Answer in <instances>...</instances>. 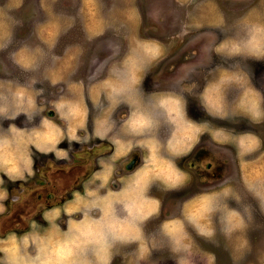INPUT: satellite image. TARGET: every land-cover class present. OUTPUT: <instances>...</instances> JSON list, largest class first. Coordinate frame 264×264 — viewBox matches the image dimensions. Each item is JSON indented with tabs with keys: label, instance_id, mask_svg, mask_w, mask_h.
Here are the masks:
<instances>
[{
	"label": "crops",
	"instance_id": "1",
	"mask_svg": "<svg viewBox=\"0 0 264 264\" xmlns=\"http://www.w3.org/2000/svg\"><path fill=\"white\" fill-rule=\"evenodd\" d=\"M22 1L6 0L0 6V42L12 24L10 10ZM200 17L207 24L215 22L213 16ZM245 20L252 26L249 36L234 51L261 61L264 0H249ZM42 21L45 35L60 31L64 25L54 23L51 17ZM132 34L130 48L124 54L110 63L104 60L101 75L90 73L84 80L76 77V56L83 54L76 53L77 48L73 50L70 44L54 48L49 56L58 60L51 67L60 77L57 73L51 79V85L56 87L52 107L47 108V103L42 106L43 99L35 103L27 97L13 99L9 93L12 90L2 88L8 92L0 93V100H8L0 102V216L10 209L9 191L3 180L21 181L33 175L38 170L35 152L49 154L52 163H57L71 156L70 144L86 133L106 140L109 147L99 151L95 169L84 176L82 187L69 191L65 200L45 207L39 218L29 220L26 229H9L0 235V264H213L217 256L196 246L187 230V223L191 225L194 220L199 233H213L209 213L218 216L228 250L248 246L237 235L244 233L247 215L229 207V200L236 170L243 169L245 182L256 194L249 192L259 198V207L264 211V147L261 134L252 125L264 120V70L224 69L222 74L217 71L210 80H202L198 93L203 109L220 118L243 115L251 123L238 130L222 125L207 128L187 113L181 87L172 82L162 87L153 80L143 81L160 50L155 48V39H151L153 43ZM150 45L152 48H146ZM82 52L92 54L90 49ZM41 53L39 49L23 52L25 57H41L39 63ZM126 54L136 55V63L132 68L135 71H129L130 80L124 82L116 76L124 77ZM168 62L167 66L173 64L170 58ZM187 64L183 60L180 63L181 75ZM0 80H4L0 86L14 88L18 84H12L11 79L6 80L7 84L5 79ZM21 113L28 116L18 117ZM32 119L34 122L29 123ZM204 139L222 150V155L204 152L200 147ZM196 149H201L202 160L197 161L200 169L209 171L224 163L230 167L229 173L217 174L202 186L196 180L200 188L180 198L179 211L185 204L198 202L196 213H169L155 221L157 230L147 231V221L162 210L161 197L151 191V186L180 189L186 185L189 172L179 159L187 161ZM162 248L169 254L160 256L158 249Z\"/></svg>",
	"mask_w": 264,
	"mask_h": 264
},
{
	"label": "rangeland",
	"instance_id": "2",
	"mask_svg": "<svg viewBox=\"0 0 264 264\" xmlns=\"http://www.w3.org/2000/svg\"><path fill=\"white\" fill-rule=\"evenodd\" d=\"M4 1L6 0H0V6ZM248 7L249 0H23L21 5L10 10L13 17L12 24L7 35L0 42L2 43L0 45V79H5V84H7L6 80L10 79L13 81L12 84H18L14 88L0 86V93L12 90L9 93L13 99L27 97L31 103L43 99L42 106L46 107L47 103L49 108L52 99L56 96V87L51 85V79L58 73V71L54 73L51 67L56 65L58 58L49 56L54 48L70 44L69 47H73V50L77 48L76 53L83 54L76 56L79 65L76 68V77L84 80L90 73L99 77L104 70V60L110 63L124 54L126 49L130 48L129 42L134 32L135 35L150 39L149 41L153 43L151 39H155V48L160 50L157 53L159 58L155 59L156 63L149 68L143 81L153 80L157 83L155 85L162 87L172 82L175 87H181L187 113L202 121L207 128L212 125H222L232 130L243 129L244 125L246 127L251 124L243 115L237 114L226 118L212 115L209 110L203 109L198 92L202 80H210L217 71L222 74L225 72L224 69L251 71L254 68H260L264 70V56L261 61H254L247 55L234 51L238 45L244 43L245 38H248L249 28L252 27L248 21L243 22V14ZM200 16L204 18L213 16L215 22L207 24L208 21H201ZM49 17L54 23L57 21L64 25L61 26L60 31H48L45 35V29L41 31L43 25L40 23L43 22L42 20L46 22ZM57 26L58 24L56 29ZM93 48L96 50L93 51ZM146 48H152V46H146ZM31 49L43 51L42 62L39 63L41 57L36 55L25 57L23 52ZM85 49H90L92 54L84 55L82 51ZM135 58L134 54L125 55L124 77L115 74L118 80L123 79L124 82L130 80V72L135 71L132 69L133 62L136 63ZM169 58L172 63L178 64L179 58L188 62L186 65L188 67L185 70L183 69L186 66L182 69L183 75L180 74L179 66H177L178 69L166 67ZM148 67L146 66L145 70H148ZM58 74L60 77V73ZM4 87L8 91H2ZM6 100L8 98L3 97L0 102ZM22 115L26 114L21 113L18 117ZM15 121L20 123L19 120ZM33 122V119L29 121V123ZM252 125L253 129L261 134L262 147H264V120L253 122ZM70 145L69 158L52 163L53 159L49 154L35 152L34 161L38 170L35 169L33 175L21 181L3 180L9 191L7 209L8 206L10 209L0 216V235L14 225L11 222L15 213L14 205L25 199L30 203L33 200L28 196L30 193L34 197L36 191L51 190L48 182L52 180L58 184L56 188L58 192H55V197L50 199V202L57 204L55 200H65L69 191L82 187L84 176L95 169V158L97 159L99 151H106L109 147L106 140L90 136L88 133L81 140L74 141ZM48 162L51 163L48 164ZM179 163L187 167L188 183L180 189L151 186V191L158 193L161 197L162 210L160 215L147 221L145 224L147 231L157 230L155 221L161 216L181 210L180 213L183 215L193 214L196 213L195 208L200 205L198 202H191L182 206L180 211L177 209L183 195L200 188L196 184V173L188 166L190 164L187 165L188 161L179 159ZM49 165L51 168L47 169L46 166ZM234 176L232 190L235 195H230V205H228L247 215L242 228L244 233L237 235L246 240L248 246L228 250L218 216L214 213H209L208 216L215 228L213 233H199L192 220L191 225L187 223L189 237L201 250H209L217 256L213 264H264V211L259 207L261 202L253 195L256 193L252 186L245 182L243 169L239 172L236 170ZM43 204H46L45 201ZM32 205L35 211L42 206V201L36 200L35 203L32 202ZM202 215H206L205 211ZM26 223H29L27 217L15 226L20 229ZM42 226L40 225V230L43 229ZM158 250H161L159 254L162 257L169 254L167 249Z\"/></svg>",
	"mask_w": 264,
	"mask_h": 264
},
{
	"label": "flooded vegetation",
	"instance_id": "3",
	"mask_svg": "<svg viewBox=\"0 0 264 264\" xmlns=\"http://www.w3.org/2000/svg\"><path fill=\"white\" fill-rule=\"evenodd\" d=\"M180 62L178 63L180 65V63L182 62V58H179ZM176 62L173 63L171 66H167L166 67H170V68H174V69H178L177 66H179ZM204 142H202L200 144V147L202 148V150L206 153L209 154H214L217 156H221L222 155V150L217 149L216 147H214L213 145H210L208 143V140L204 139ZM220 159V158H219ZM202 160V155H201V149H196L195 151H193L190 156L188 157V165L190 168H192V170L196 173V178L197 181L200 183V186H202L203 182H205V180L213 177L214 179L217 178V174H220V176H226L227 173H229L230 167L226 166L224 163H218V165L216 164V166L214 168H210V170H206L203 171V169H200L198 166L197 161H201ZM51 162H48V164H50ZM210 166H212L211 162H209ZM47 167V166H46ZM188 167V168H189ZM48 169V168H47ZM203 175V176H202ZM202 178V180H201ZM37 192V191H36ZM35 192V193H36ZM50 192V190H46L45 192L43 191V194H48ZM29 197L32 196V194L30 193L28 195Z\"/></svg>",
	"mask_w": 264,
	"mask_h": 264
},
{
	"label": "trees",
	"instance_id": "4",
	"mask_svg": "<svg viewBox=\"0 0 264 264\" xmlns=\"http://www.w3.org/2000/svg\"><path fill=\"white\" fill-rule=\"evenodd\" d=\"M48 183H50V185H51V190L48 194H43L42 192L37 191L34 194V197L31 196V198H33V200L30 203H28V200L25 199L23 201H19L16 205H14L15 213L12 216V220H11V222H13L14 225L9 227V229L16 230V231L26 229L28 227V223L23 225V227H21L20 229L18 227H16L15 225L22 223V221L24 220V218L26 219V217L29 220L31 218H39L41 209L54 204V203L50 202V199H53L55 197V192H58L56 189L58 187V184L56 183L55 180L49 181ZM36 200L42 201V206L34 211V208H33L34 206L32 205V202L35 203ZM44 201L46 203L45 205L43 204ZM55 201L59 203L61 200H58V201L55 200ZM18 220H19V222H18Z\"/></svg>",
	"mask_w": 264,
	"mask_h": 264
}]
</instances>
